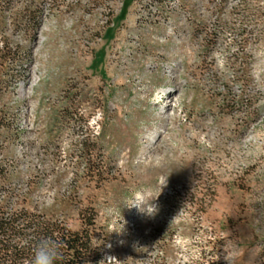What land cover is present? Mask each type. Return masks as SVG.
Returning a JSON list of instances; mask_svg holds the SVG:
<instances>
[{"label": "rangeland", "instance_id": "obj_1", "mask_svg": "<svg viewBox=\"0 0 264 264\" xmlns=\"http://www.w3.org/2000/svg\"><path fill=\"white\" fill-rule=\"evenodd\" d=\"M11 1L0 205L98 264H264V0Z\"/></svg>", "mask_w": 264, "mask_h": 264}, {"label": "trees", "instance_id": "obj_2", "mask_svg": "<svg viewBox=\"0 0 264 264\" xmlns=\"http://www.w3.org/2000/svg\"><path fill=\"white\" fill-rule=\"evenodd\" d=\"M11 2L0 0V30L5 27L3 10ZM23 14V24L33 38V34L42 24L43 10L29 7ZM26 52L22 51L21 55L24 62H29L30 54ZM19 55V49L14 51L9 42L0 44L1 84L12 79L10 68L15 63V57ZM13 205L11 197L0 205V264H31L34 249L42 238H49L61 245L63 258L57 264H98L92 259V239L87 230L72 232L58 223L48 221L43 215H37L25 208L17 209ZM93 224L94 218L86 226L91 227Z\"/></svg>", "mask_w": 264, "mask_h": 264}, {"label": "clouds", "instance_id": "obj_3", "mask_svg": "<svg viewBox=\"0 0 264 264\" xmlns=\"http://www.w3.org/2000/svg\"><path fill=\"white\" fill-rule=\"evenodd\" d=\"M152 208V212L156 211ZM62 258L61 245L49 238H42L34 249L31 264H57Z\"/></svg>", "mask_w": 264, "mask_h": 264}]
</instances>
